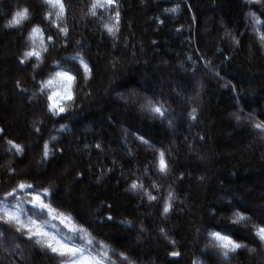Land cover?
<instances>
[{
    "label": "trees",
    "instance_id": "obj_1",
    "mask_svg": "<svg viewBox=\"0 0 264 264\" xmlns=\"http://www.w3.org/2000/svg\"><path fill=\"white\" fill-rule=\"evenodd\" d=\"M92 2L63 0L57 23L68 28L65 37L44 0H0V197L20 181L49 188L55 195L45 202L106 245L113 264H126L120 253L133 264H192L195 257L201 264H264V243L254 230L264 221V132L251 119L264 122V0H118L115 35L103 27L111 12L97 9L92 16ZM16 7H28L31 20L6 28ZM33 25L48 46L36 68L35 58L20 62ZM77 53L87 75L79 59H69ZM57 65L75 80L73 101L53 116L38 88ZM145 96L164 103L171 127L141 110ZM61 124L67 131H57ZM7 140L23 145V154L8 151ZM156 149L165 152L166 175L155 167ZM133 180H142L156 201L130 191ZM169 189L175 198L162 214ZM17 195L26 220L38 210ZM15 203L9 198L7 207L14 210ZM233 211L250 219L234 225ZM45 219L48 232L72 235L58 220L40 222ZM210 229H227L246 247L225 259L206 247ZM0 264H59V258L10 227L0 237Z\"/></svg>",
    "mask_w": 264,
    "mask_h": 264
},
{
    "label": "snow or ice",
    "instance_id": "obj_2",
    "mask_svg": "<svg viewBox=\"0 0 264 264\" xmlns=\"http://www.w3.org/2000/svg\"><path fill=\"white\" fill-rule=\"evenodd\" d=\"M44 3L50 6L51 9L56 10L55 19H52L51 23L57 25L59 32L63 33L66 37L68 28L66 26L59 27V24L57 23L58 21L64 19L65 6L63 0H44ZM97 9H102L105 13L111 12L109 22L104 23L103 27L109 34L115 35V33L119 31L120 22L118 0H93L89 8L90 14L92 16H96ZM177 10L178 6L167 9L166 11L175 12ZM8 15H10V18L7 19L6 24L4 25L6 28L20 29L26 24V22H30L31 20L28 7H16V9L8 13ZM52 15L53 12L49 11L45 18H50ZM250 15L254 20L256 19L254 13ZM259 38L261 43H264V34H261ZM27 39L31 41V47L23 52L20 62L24 63L31 58H35L36 63H34L32 67L36 68L43 62L42 53H46L48 51V46L45 44L42 29L38 25L31 26ZM47 40L52 41L53 36H47ZM69 59H79L80 64L84 68L85 74L87 75L89 72L88 65L83 61V58L80 57L79 53ZM57 68L60 70L47 73V78L39 81L38 88V91L46 97L47 111L53 116H58L66 112L65 103L63 102L73 101L71 88L72 82L75 80V77L70 75L68 70H63L60 65H57ZM56 86H60L63 91H57ZM122 98L127 99L126 97ZM48 101H51V103H48ZM67 107H71V104L69 103ZM140 108L141 110H145L154 116L158 115L163 119H168V116L170 115L163 102L158 99L153 100V98L147 96L141 98ZM195 111V109H192L189 113L192 119H195ZM234 118L238 122L241 120V116L239 114H234ZM251 119L254 121L252 126L264 132V122L255 121L254 117H251ZM168 124L170 127L172 126L171 119H168ZM2 131L3 130L0 129V132ZM36 131L38 132L39 129L37 128ZM57 131H67V128L65 125L61 124ZM50 139L52 141H56L57 137L53 135ZM138 139L147 147H154L148 140H145L143 136ZM6 142L9 146L8 151H14L16 154H23V145L12 140H7ZM96 147L99 148L100 145L97 144ZM60 151H62V149H60ZM155 151L158 153L155 167L158 168L160 173L166 175L169 172V167L165 159V152L161 149H156ZM49 154V142L45 141L43 144L42 158L47 159ZM151 187L159 191V185L156 184L155 181L152 182ZM41 188L43 189L42 191L40 190ZM129 190L147 196L149 201H156L157 199L156 196L144 187L142 180H133L129 184ZM18 192L24 195V201L26 203L31 204L33 209L38 210L37 212H34L33 215L28 216L26 220L23 216L21 197L17 195ZM54 195L55 193L49 188H44L42 185L39 187L34 186L33 184L26 183L24 181L18 182L11 188L10 191L4 192L3 196L0 197V229H2L0 230V237L4 235V232H6L8 228L14 227L15 233L24 236L28 241H33L35 245L46 248L48 251L57 256L59 258V264H113L109 258L108 251L106 250V245L102 242L94 241L91 237V233L86 228L78 225L75 218L64 212L58 211L57 208L53 207L52 202H45V199L51 201ZM9 198L16 201L14 210L7 207V201ZM174 198L175 196L173 191L169 189L167 196L164 198L162 214H167L170 211L172 207L171 201ZM43 216H47L51 220H58L72 235L65 238L63 235H56L55 233L48 232L44 225L50 221L45 219L43 220V223H41L40 218ZM108 218L111 219V217ZM248 219L250 218L244 216V214L239 211H233L231 217H229V220L232 221L234 225H238L240 222H246ZM69 220L72 222L68 223L67 221ZM254 230L259 240L264 243V221H262L260 225L254 226ZM159 231L165 236V238H167V234L164 232L163 228L159 229ZM226 231L228 230H208L207 237L209 244L206 245V247L210 245L216 248L225 259L228 258L230 252H235L237 249L246 247V245H242L232 239L231 235L224 234ZM170 242L173 244L175 243L174 241ZM17 247L19 246L17 245ZM248 251L253 252L255 249L249 248ZM119 255L124 261H126V264H133V261L130 260L124 253H120ZM170 255L175 257L180 255V253L173 251ZM192 264H201L199 257H195L192 260Z\"/></svg>",
    "mask_w": 264,
    "mask_h": 264
},
{
    "label": "rangeland",
    "instance_id": "obj_3",
    "mask_svg": "<svg viewBox=\"0 0 264 264\" xmlns=\"http://www.w3.org/2000/svg\"><path fill=\"white\" fill-rule=\"evenodd\" d=\"M4 252H5V254H7V253H6V251H4ZM7 255H8V254H7ZM22 259H26V257H24V256H23V258H22Z\"/></svg>",
    "mask_w": 264,
    "mask_h": 264
}]
</instances>
